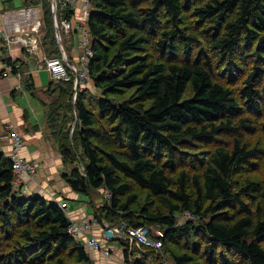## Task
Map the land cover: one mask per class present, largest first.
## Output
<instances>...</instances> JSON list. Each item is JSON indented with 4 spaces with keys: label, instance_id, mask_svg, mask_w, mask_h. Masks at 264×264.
<instances>
[{
    "label": "trees",
    "instance_id": "obj_1",
    "mask_svg": "<svg viewBox=\"0 0 264 264\" xmlns=\"http://www.w3.org/2000/svg\"><path fill=\"white\" fill-rule=\"evenodd\" d=\"M89 3L99 94L76 90L68 66L72 81L52 80L47 90L56 92L51 134L64 161L79 164L66 183L89 204L104 190L94 217L121 229L112 239L127 245V262L264 264V143L256 136L264 132V0ZM23 6L41 8L43 52H66L74 63L65 40L59 46L52 0ZM73 14L57 0L59 23ZM5 62L22 73L20 60ZM25 83L34 88L31 77ZM259 167L263 178H253ZM14 178L0 136V264H91L60 204L23 197ZM141 226L161 249L124 234Z\"/></svg>",
    "mask_w": 264,
    "mask_h": 264
},
{
    "label": "crops",
    "instance_id": "obj_2",
    "mask_svg": "<svg viewBox=\"0 0 264 264\" xmlns=\"http://www.w3.org/2000/svg\"><path fill=\"white\" fill-rule=\"evenodd\" d=\"M68 1L67 5H70L74 10L71 22L75 27L64 38L70 47L68 54L76 62L81 52L78 47L80 33L77 25L85 18V2L87 0ZM21 7H23V0H21V6H17L14 0H0V11L11 13ZM3 28L4 19L0 17V68H5V64H7L5 59L8 57L12 60H20L24 63V66L21 69L22 78L14 75L0 82V136L6 156L10 157L12 141L8 126L16 127L23 137L24 146L20 151L21 154L26 159L36 162L39 168L37 175L25 177L18 185L17 190L23 197L39 194L49 201L57 203L66 201L69 210L67 216L71 221L82 225L89 222L93 224L95 218L93 205L99 207L101 203L93 198L90 200L91 204H89L87 197L84 200L83 197L85 196L74 192L66 183L64 174L71 173L73 164L64 161L48 126L47 110L50 101L56 97V92L48 99L40 100L41 105L32 104L30 99L24 97L26 96L25 91H28L23 85L26 78L31 77L34 88L44 93H47L49 84L52 82L49 72L41 65L39 66L40 55L46 56L41 47V42L40 50L33 55L25 49L22 43L14 42L10 44L4 40L1 32ZM41 35L43 34L41 33ZM47 81L49 83L46 86ZM72 201H78V203L72 205ZM86 234L102 241V243L106 240L108 242L110 239L105 234L104 237L102 236L99 224H93V228ZM79 241L85 246L92 260L91 264H111V259H107L108 257L103 251L87 246L83 239ZM108 244V248H114L111 243ZM117 254L119 258H116V260L119 264L120 260L124 258V252L121 249ZM105 259L106 262L103 263Z\"/></svg>",
    "mask_w": 264,
    "mask_h": 264
},
{
    "label": "built area",
    "instance_id": "obj_3",
    "mask_svg": "<svg viewBox=\"0 0 264 264\" xmlns=\"http://www.w3.org/2000/svg\"><path fill=\"white\" fill-rule=\"evenodd\" d=\"M69 2L66 0V3ZM57 3V0H56ZM40 9L37 7H21L19 9L13 10L11 13H6L0 11V17L4 19V28L1 30L4 40L8 43L19 42L27 49L31 54L35 55L40 50L41 42V26L42 20L39 14ZM90 16V3L89 0L85 2V18L83 21L77 25V29L80 33L79 45L78 47L82 49L78 56V60L74 63H70L68 55L64 52L61 56H48L45 58V63L42 68L46 69L51 78L55 82L68 83L72 81V75L68 71V67L76 75V83L79 80V87L86 86L91 80L89 63L93 58L94 53L91 46V35L88 27V19ZM60 30L66 33L72 32L75 27L73 23L68 20H63L59 24ZM39 56V55H38ZM68 66V67H67ZM19 69L20 64H5V68H0V82L3 79L10 78L14 75L21 77L22 73H15L14 69ZM79 89V88H78ZM10 130V137L12 141V153L10 155L12 161V168L14 171V187L17 190L18 185L25 177H34L38 173V164L36 162L30 161L23 157L21 150L24 146L23 137L20 135L18 129L14 126H8ZM108 199L111 194H107ZM61 208L68 215V203L62 201L59 203ZM91 230V223L79 224L75 221H71L69 227V233L76 240L83 239L85 244L91 248L100 249V240L89 236ZM121 229L116 227V232H120ZM127 236L131 241H135L138 245H145L156 250L161 249L163 243L160 240L153 239L151 236V229L149 227H133L129 228L126 232ZM162 235L161 232H159ZM104 252V251H103ZM108 255V252H104Z\"/></svg>",
    "mask_w": 264,
    "mask_h": 264
},
{
    "label": "rangeland",
    "instance_id": "obj_4",
    "mask_svg": "<svg viewBox=\"0 0 264 264\" xmlns=\"http://www.w3.org/2000/svg\"><path fill=\"white\" fill-rule=\"evenodd\" d=\"M15 1V3H16V5L17 6H21V0H14ZM52 3H53V1H52ZM24 7V6H23ZM53 7V6H52ZM37 8H39V7H37ZM39 9H41V8H39ZM92 8L90 7V10H91ZM42 11H39V14L41 15V17H42ZM189 22H190V19H189ZM74 25V24H73ZM66 35H69L68 33H66V32H64V31H61V44H59V46H62V48H63V45H62V41L63 40H65V38L64 37H66ZM79 39H80V36H79ZM91 41H92V39H91ZM79 42V41H78ZM63 43H65V45L66 46H68L67 45V40H65V42H63ZM79 50L82 52V49H80L79 48ZM42 57V58H41ZM46 57H48V55H46V56H43V54L42 55H40V60L38 61L40 64H39V66L41 65V67L44 65V63H45V58ZM23 68V67H22ZM21 68V69H22ZM20 78H22V77H20ZM25 79V78H24ZM48 83H49V81H47L46 83H45V85L47 86L48 85ZM24 87H26L25 86V81H24ZM88 90L90 93H92V94H99L98 92L99 91H97L96 90V87H95V84H94V82L92 81V80H90L88 83H87V85L86 86H83V87H81V89H79L81 92L82 91H84V90ZM35 93V94H34ZM78 93H80V92H76V97L78 96ZM25 94H26V96H24L26 99L28 98V99H30V101L32 102V104H36V105H41V102H40V100H42V99H48L49 97H50V95L48 94V93H44V92H42V91H40L39 89H37V88H33V89H29L28 91H25ZM21 96V95H20ZM75 97V98H76ZM76 100V99H75ZM74 129V127H72V130ZM256 136H257V139H260V140H258L259 142H263L264 143V132L262 133V132H258L257 134H256ZM2 150H3V152L5 153V155H6V152H5V149H4V146H3V143H2ZM75 165H79V164H73V167L75 166ZM73 169V168H72ZM263 169L261 170L260 169V167L258 168V170H254L253 171V175H252V177L253 178H257V179H259V178H263ZM106 196H107V194H106ZM84 198V200L86 199V197H83ZM93 198L94 199H96L98 202L100 201V203H101V205L102 204H104V202L106 201V197H105V192H104V190H100V191H98V193L96 192L94 195H93ZM78 203V201H72V205L73 204H77ZM100 205V206H101ZM190 214L189 213H185V214H182V215H180L179 216V225H184L188 220H189V218H190ZM85 224V223H84ZM93 224H99V226H101V232H102V236L104 237V234H105V229H104V226H103V223H100V222H98L95 218H94V223ZM93 224H91V229L93 228ZM156 231L157 232H155L156 234H159V230L158 229H156ZM116 233H119V232H116ZM115 233V234H116ZM126 232H124V234H125ZM125 236V235H124ZM106 238V237H105ZM104 238V239H105ZM106 240V239H105ZM125 241V240H124ZM101 242V248L99 249L100 251H104V252H108L109 254L107 255V259H111V264H118V261L116 260V258H119L118 257V254H117V252L118 251H120L121 249H122V251L124 252V258L122 259V260H120V262H119V264H135V262H136V260H137V258L136 257H134V258H132V261H126L125 260V251L127 250V245L126 244H122V242L121 241H119V240H114V239H109V241L107 242V240L106 241H103L104 243H102V241H100ZM108 243H111L113 246H114V248H108ZM140 248V247H139ZM160 249V248H159ZM103 252V253H104ZM105 254V253H104ZM106 255V254H105ZM166 258H165V264H174V262L168 257V256H165ZM148 262L150 261V260H147ZM104 262H106V259L105 260H103V263ZM91 263H92V261H91ZM101 263V262H100ZM70 264H81V263H76V261H73L72 263H70Z\"/></svg>",
    "mask_w": 264,
    "mask_h": 264
},
{
    "label": "water",
    "instance_id": "obj_5",
    "mask_svg": "<svg viewBox=\"0 0 264 264\" xmlns=\"http://www.w3.org/2000/svg\"><path fill=\"white\" fill-rule=\"evenodd\" d=\"M53 1V9H54V14H55V20H56V31H57V35L59 37V40L61 41V30H60V27H59V20H58V15H57V3H56V0H52ZM66 61H69L66 59ZM79 88V80H77V83H76V90H78ZM103 226H104V229H105V236L107 238H114L115 237V233H116V228L111 226L107 221H104L103 222Z\"/></svg>",
    "mask_w": 264,
    "mask_h": 264
}]
</instances>
